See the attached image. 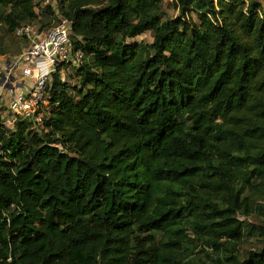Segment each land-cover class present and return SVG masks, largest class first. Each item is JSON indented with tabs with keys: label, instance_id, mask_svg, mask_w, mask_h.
<instances>
[{
	"label": "trees",
	"instance_id": "obj_1",
	"mask_svg": "<svg viewBox=\"0 0 264 264\" xmlns=\"http://www.w3.org/2000/svg\"><path fill=\"white\" fill-rule=\"evenodd\" d=\"M43 1L0 24L68 18L83 57L0 121V264H264V0Z\"/></svg>",
	"mask_w": 264,
	"mask_h": 264
},
{
	"label": "built area",
	"instance_id": "obj_2",
	"mask_svg": "<svg viewBox=\"0 0 264 264\" xmlns=\"http://www.w3.org/2000/svg\"><path fill=\"white\" fill-rule=\"evenodd\" d=\"M48 3H51V0L43 1V4ZM13 34L16 37H22L28 43L22 57H16L10 66L8 63V73L17 68V64L23 62L21 72L23 76L28 77L37 59L45 60L48 69L38 74L32 83L24 85L23 90L10 92L11 98L7 104V110L0 116V121L8 127H12L16 121L22 119L32 120L38 124L41 123L43 111L49 106L47 84L50 73L59 63H69L71 66L78 67L82 62L83 53L80 50H72L70 20L65 17L46 29H42L36 22L22 24L15 27ZM29 59H33L30 64ZM0 84V87L4 88L7 87L5 84L9 85L10 82L6 83L0 79Z\"/></svg>",
	"mask_w": 264,
	"mask_h": 264
},
{
	"label": "rangeland",
	"instance_id": "obj_3",
	"mask_svg": "<svg viewBox=\"0 0 264 264\" xmlns=\"http://www.w3.org/2000/svg\"><path fill=\"white\" fill-rule=\"evenodd\" d=\"M260 3L264 7V1H260ZM162 4L164 10L169 16L174 17L177 15L178 11L173 7V0H162ZM130 40H136V41L144 40L150 42L152 40V36L150 32H145ZM27 43L28 42L26 40L16 38L12 34L6 33L4 26L0 24V79H3L4 82L6 83L10 82L9 77H12L15 74L17 75V78L23 76L22 72L20 71L23 68V62L16 65L17 67L19 66L20 68L19 71L11 70L9 73H8L9 70L8 63L10 66L11 63L15 61V58L21 53V51L24 48H26ZM32 60L33 59H29V64L31 63ZM31 69H32V74L35 76H37L41 72V68H39V66L36 65L35 63H33ZM68 75H70L69 78ZM61 77L62 79L68 80L70 83H73L75 77L74 67L72 66V67L63 68L61 70ZM6 110L7 108H5V106H0V116L4 115ZM251 218L252 217H250V219ZM251 245L252 244L250 243H244L242 246L244 248H249Z\"/></svg>",
	"mask_w": 264,
	"mask_h": 264
},
{
	"label": "crops",
	"instance_id": "obj_4",
	"mask_svg": "<svg viewBox=\"0 0 264 264\" xmlns=\"http://www.w3.org/2000/svg\"><path fill=\"white\" fill-rule=\"evenodd\" d=\"M24 51H25V48L21 51V53L17 57L21 58ZM34 63L38 65L39 68H41L40 73H43L48 69V65L43 59H37ZM14 70L19 71L20 70L19 66L15 68ZM35 77L36 76L33 75L32 73L28 77L20 76L17 78L16 74L13 75L12 77H9L10 84L9 85L5 84L7 87H4V88L0 87V106H5V108H7V104L11 98V93L23 90V86L32 83Z\"/></svg>",
	"mask_w": 264,
	"mask_h": 264
},
{
	"label": "water",
	"instance_id": "obj_5",
	"mask_svg": "<svg viewBox=\"0 0 264 264\" xmlns=\"http://www.w3.org/2000/svg\"><path fill=\"white\" fill-rule=\"evenodd\" d=\"M0 86H1V84H0Z\"/></svg>",
	"mask_w": 264,
	"mask_h": 264
}]
</instances>
